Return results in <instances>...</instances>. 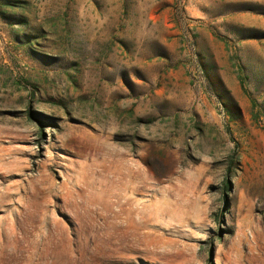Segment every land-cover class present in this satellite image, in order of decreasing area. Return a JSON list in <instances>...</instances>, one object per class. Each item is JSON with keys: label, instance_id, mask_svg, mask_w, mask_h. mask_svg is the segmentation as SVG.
<instances>
[{"label": "rangeland", "instance_id": "rangeland-1", "mask_svg": "<svg viewBox=\"0 0 264 264\" xmlns=\"http://www.w3.org/2000/svg\"><path fill=\"white\" fill-rule=\"evenodd\" d=\"M0 264H264V0H0Z\"/></svg>", "mask_w": 264, "mask_h": 264}]
</instances>
